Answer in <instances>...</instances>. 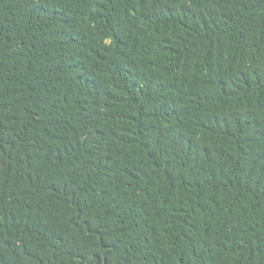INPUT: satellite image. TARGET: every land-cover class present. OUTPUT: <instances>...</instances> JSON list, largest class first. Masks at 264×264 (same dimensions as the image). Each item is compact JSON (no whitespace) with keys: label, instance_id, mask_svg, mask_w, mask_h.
Instances as JSON below:
<instances>
[{"label":"trees","instance_id":"16d2710c","mask_svg":"<svg viewBox=\"0 0 264 264\" xmlns=\"http://www.w3.org/2000/svg\"><path fill=\"white\" fill-rule=\"evenodd\" d=\"M0 264H264V0H0Z\"/></svg>","mask_w":264,"mask_h":264}]
</instances>
